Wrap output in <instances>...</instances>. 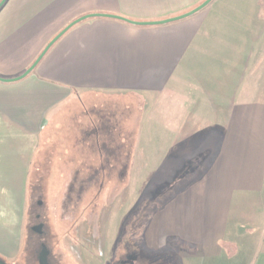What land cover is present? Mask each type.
I'll use <instances>...</instances> for the list:
<instances>
[{"label":"crops","instance_id":"obj_1","mask_svg":"<svg viewBox=\"0 0 264 264\" xmlns=\"http://www.w3.org/2000/svg\"><path fill=\"white\" fill-rule=\"evenodd\" d=\"M202 1L2 5L3 78L23 73L66 25L92 15L65 31L24 78L0 81V257L6 263L22 253L31 179L42 187L56 175L64 223L76 211L86 219L80 214L87 213V192L96 193L90 206L101 226L109 207L101 193H133L126 243L120 244L121 229L110 238L98 227L100 254L134 256L132 233L142 219L134 208L145 199L154 204L138 242L146 259L175 253L179 264H264V100L232 92L230 62L215 50L224 43L209 32L256 24L246 0H224L222 13L201 15V9L158 25L94 15L156 21Z\"/></svg>","mask_w":264,"mask_h":264},{"label":"rangeland","instance_id":"obj_2","mask_svg":"<svg viewBox=\"0 0 264 264\" xmlns=\"http://www.w3.org/2000/svg\"><path fill=\"white\" fill-rule=\"evenodd\" d=\"M223 1L213 0L211 4L202 9L201 15L207 13L208 9L212 12L215 10L219 11L218 13H222ZM245 4L247 10L249 9L247 13L255 15L256 24H249L246 27V31L233 30L225 33H218L216 29L211 28L209 31L210 38L212 40L215 39V42L221 41L224 43L223 48H215V50L221 57H224L226 62L228 60L230 62L232 92L238 93L240 89L246 99L264 100V0H246ZM55 176H51V182L42 185V187H40L39 183H36L34 177L31 179L28 193L27 226L37 221L36 217L39 215L38 220L44 223V235H38L36 232L31 231V227L25 230L22 253L15 257V260H8V264H38L35 257L36 252L34 251L41 242L50 250L49 264H110L109 259L111 256L106 253L100 254L94 234L99 227L100 231L109 232L110 238H112L115 232L121 229L122 238H120V244L124 245L126 243V238L131 233L127 221L131 220L130 217L134 214L132 212L135 206L133 193L123 190L124 187H122L123 191L120 192L107 191L101 193V201L103 203L106 201L109 205L103 212L104 219H107V221L101 226L97 224L98 216L94 217L95 209L90 206L95 199L96 193L94 191L87 192L84 198L88 205L87 213L80 214L86 219L80 218L78 211H76L75 215H71L72 223H68V221L64 223L59 217L61 216L59 214L61 209L57 207L58 198L55 199L54 196L57 187V183L53 182ZM146 187L147 185L141 187L142 192ZM117 194L118 198L116 201L114 200L110 207V201L115 199ZM153 205V203L145 199H142L136 205L134 211L136 213L140 212L142 219L135 224V229L132 233L134 236L137 235L138 238L136 241L134 238V248L132 252L130 251L134 256L123 257L122 254L114 255L111 257L113 263L122 264L120 259L126 258L125 264H179V258L175 253H171L167 257L160 254L151 255L149 259H146L142 254L143 249L138 245V242L139 244L142 243L140 239L142 228L152 213ZM128 212H130V217L127 219ZM120 221L121 223H119ZM66 236H69V238H66ZM65 246L70 247L75 255L72 251L66 249ZM120 252L126 253L123 252L122 247ZM0 258L3 259V257ZM3 260L5 261L6 259ZM84 260L87 261L82 263Z\"/></svg>","mask_w":264,"mask_h":264},{"label":"water","instance_id":"obj_3","mask_svg":"<svg viewBox=\"0 0 264 264\" xmlns=\"http://www.w3.org/2000/svg\"><path fill=\"white\" fill-rule=\"evenodd\" d=\"M212 0H204L202 1L200 4H198L197 6H195L194 8L190 9L189 11L182 13L180 15H176V16H172V17H168L165 19H160V20H156V21H134V20H130L127 19L125 17L122 16H118V15H109V14H94V15H102V16H107V17H112V18H118L124 21H127L129 23L135 24V25H158V24H166L169 22H173V21H177V20H181L184 19L188 16L193 15L194 13L198 12L199 10L203 9L204 7H206ZM6 2V0H0V8L2 7V5ZM89 16L92 15H84L81 16L75 20H73L72 22H70L68 25H66L60 32H58L48 43L47 45L43 48V50L40 52V54L36 57V59L32 62V64L20 75L16 76V77H12V78H3L0 77V81L3 82H12V81H16V80H20L22 78H24L26 75H28L33 68L37 65V63L40 61V59L43 57V55L46 53V51L48 50V48L65 32L67 31L72 25H74L75 23L79 22L80 20L87 18ZM47 254L48 251L43 248L39 254L38 257V264H48L47 262ZM0 264H7L3 259L0 258Z\"/></svg>","mask_w":264,"mask_h":264},{"label":"flooded vegetation","instance_id":"obj_4","mask_svg":"<svg viewBox=\"0 0 264 264\" xmlns=\"http://www.w3.org/2000/svg\"><path fill=\"white\" fill-rule=\"evenodd\" d=\"M37 218V221H35L34 223H32V225H30L29 226V228H30V230L31 231H33V232H36L38 235H44V223L43 222H40L39 220H38V216L36 217ZM43 248H45L47 251H48V254H47V262H48V257H49V253H50V250H49V248L44 244V243H40L39 244V247L34 251V252H36V254H35V257L37 258V260H38V257H39V254H40V252H41V250L43 249ZM124 257V256H123ZM126 258L125 259H121L120 260V263H122V264H125L126 263ZM8 264V263H7ZM48 264H49V262H48Z\"/></svg>","mask_w":264,"mask_h":264}]
</instances>
